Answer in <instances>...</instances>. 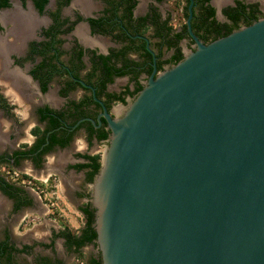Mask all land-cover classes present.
<instances>
[{"label":"water","instance_id":"1","mask_svg":"<svg viewBox=\"0 0 264 264\" xmlns=\"http://www.w3.org/2000/svg\"><path fill=\"white\" fill-rule=\"evenodd\" d=\"M192 4L195 49L101 113V264H264V17L203 43Z\"/></svg>","mask_w":264,"mask_h":264},{"label":"flooded vegetation","instance_id":"2","mask_svg":"<svg viewBox=\"0 0 264 264\" xmlns=\"http://www.w3.org/2000/svg\"><path fill=\"white\" fill-rule=\"evenodd\" d=\"M6 1L7 6H0V184L11 194L6 195L0 187V243L6 242V248L0 249V264H36L42 257L51 262L56 260V264H66V259L56 253V238L52 240V233L63 227L50 231L47 241L34 238L33 242L27 243L13 236V228H17L24 211L40 208L33 180L35 177H43L45 181L51 176L61 177L60 181L69 187L72 198H84L83 204L88 202L93 208L94 225L95 207L91 202L94 180L112 136L101 113L105 110L111 118H120L126 106L146 85L153 67L155 76L172 66L164 64L157 69V62L167 58L174 47L160 46L158 37L153 36L155 28L151 22L144 20L148 28L143 30L139 18L153 10L159 21L167 19L166 25L171 27L169 35L180 31L183 25L187 32V10L184 15L183 7H187L189 0L187 3L179 0L183 2L179 6L183 21L175 26V13H163L159 9L158 4L163 0H134L129 17L124 15L122 18L119 16L124 3L112 15L108 12L114 7L111 0H68L65 4L63 0H46L41 10L36 8L33 0ZM235 1L208 0L214 9V19L231 25L232 21L222 10L234 7ZM237 1L247 10L255 4L260 13L258 19L264 17L259 1ZM192 2L193 7L194 0ZM55 13L62 22L59 26L54 25ZM88 18L101 21L91 25ZM191 19L192 15L190 27ZM196 37L203 43L212 41ZM140 44L150 58L144 55ZM137 45L138 50L134 48ZM175 46L182 52V57L195 49L188 32ZM160 47L163 50L158 56ZM182 47L188 51L183 52ZM122 49L126 50L123 56L119 54ZM111 53H116V57ZM107 56V63L127 70V73L110 72L106 74L109 80H104V73L98 66L103 62L100 57L106 59ZM135 85L141 88L134 95L130 94ZM116 94H120L123 101L115 99ZM10 95L12 98H8ZM23 104L28 107L21 108ZM102 132L106 135L99 138ZM51 133L55 138L52 142ZM77 137L81 140L76 141ZM76 142H79L78 149ZM101 146L103 150L99 151ZM67 150H70L69 159L63 161V155L59 157L58 152ZM95 155L99 167L88 179L90 167L80 165L89 164L88 157ZM10 171L17 172L19 177L8 179ZM77 173H80V179L73 182L68 176ZM19 180L22 183L25 180L27 185L20 184ZM57 238L66 253L72 252L66 249L61 237ZM94 243L90 245L95 251L81 264H87L90 256L99 255L101 260L96 240ZM23 246L26 248L21 249ZM36 247L49 253H41Z\"/></svg>","mask_w":264,"mask_h":264},{"label":"trees","instance_id":"3","mask_svg":"<svg viewBox=\"0 0 264 264\" xmlns=\"http://www.w3.org/2000/svg\"><path fill=\"white\" fill-rule=\"evenodd\" d=\"M34 5L38 10L42 9V5L46 0H33ZM68 0H63V3L65 4ZM125 1V2H124ZM122 0V1H113L111 0L110 3L112 2V6L114 5L113 9L108 10V12H111L112 15H115L118 6L122 3H124V7H122L121 14L119 18L124 17H129V13L131 12V8L133 7L135 1L134 0ZM188 0H186V3ZM8 3L6 0H0V6H7ZM184 10V15H186V5L183 7ZM57 12V11H56ZM223 13H225L232 21L231 25H228L227 23H219L217 22L214 17V9L208 4V0H194V5L192 7V19H191V28L193 32L202 40L207 41V40H213L217 37L225 36L231 31L239 28L240 25H248L255 20L259 18L260 13L258 12L256 5H251L248 7V10L245 9V5L241 4L239 1H235V6L234 7H227L226 9L222 10ZM151 13V14H150ZM150 13H146L143 17H140L139 20H142V29L146 30L148 28V25L145 23L151 22L152 27L155 28V31L153 32V36L158 37L160 46H164L165 49L174 47L172 53L164 59H161L157 62L156 67L157 69H160L164 64H170L174 65L176 62L182 59V52L180 49L175 46L176 42L187 35V32L185 30V27L183 25L182 29L172 35H169L171 27L166 25V21L162 20L159 21L157 13H155L153 10L150 11ZM53 20L56 22L54 25L59 26L62 22L58 19L57 14H53ZM88 22L93 25L96 23H99V20H94L92 18L87 19ZM145 20V22H143ZM103 24V21H102ZM141 49H143V45L140 44ZM138 45L135 46L136 50L140 48ZM163 48L160 47L158 49V56L162 54ZM144 55L150 58V55L143 49ZM126 52L125 49H122L119 51V54L122 55ZM114 58L116 57V53H111ZM123 56V55H122ZM109 57L107 56L106 59L104 57H100V60H103V62L100 63L98 66V69L104 73V80L107 79L109 80V77H106V74H116V75H122L127 73V70L121 69V68H114L113 65L107 63V60ZM108 76V75H107ZM103 80V81H104ZM141 88L140 85H135V88L133 91H131L130 94H135L139 89ZM115 99H118L120 101H123V98L121 97L120 94L115 95ZM54 125V124H52ZM106 135V132H102V134H99V138H103ZM50 141L52 142L55 140L54 134L51 133L50 136ZM65 143V142H64ZM61 143V144H64ZM90 158V163L89 164H82L80 166H85L88 165L90 167V171L88 173V179L92 178V175L95 174L98 170L99 163L97 161L98 156H89ZM0 187L4 191L6 195H9V193L6 188L0 184ZM80 212L84 216V223L81 228H79L76 231H70L67 227H63L61 230L57 232L52 233V240L57 237H61L63 239V244L66 247L68 251H72L78 254L79 257H81L80 249L82 246L86 244L92 243L93 245L94 240H95V230L93 228V208L90 207L89 203H85L80 207ZM8 247V246H7ZM6 248V242L3 241L0 243V249ZM10 248V247H8ZM26 248V246H23L21 249ZM7 258V257H6ZM87 264H101V260L99 255L95 256H90L86 260ZM58 263L56 260L55 262H51L45 257L39 258L36 260V264H56Z\"/></svg>","mask_w":264,"mask_h":264},{"label":"rangeland","instance_id":"4","mask_svg":"<svg viewBox=\"0 0 264 264\" xmlns=\"http://www.w3.org/2000/svg\"><path fill=\"white\" fill-rule=\"evenodd\" d=\"M260 2V7L264 10V0H257ZM183 2L179 0H163L158 4L159 9L163 13L173 12L175 13L176 20L173 21L174 26L178 23H181L183 19L181 18V14L179 11V6ZM183 52L188 51L186 48L182 47ZM8 98H12V95L8 96ZM28 106L23 104L21 108H27ZM80 141V137H77L76 141ZM79 142H76V149L79 148ZM103 147L99 148L100 150ZM69 152L60 151L58 152V156L61 157L63 155V161L69 159ZM58 157V158H59ZM59 164V163H58ZM3 169L2 171H4ZM17 172H11L8 179H16ZM68 176V175H67ZM73 182L76 178L80 179V173H77L72 176H68ZM65 178V176H64ZM21 180V178H20ZM20 184H26V181L20 182ZM61 177L57 179V177L51 176L47 181L43 177H35L34 178V190L39 194L37 197L38 205L40 208L36 207L35 209H29L24 211L22 219L18 220L17 228H13V236L17 238V240H24L27 243L33 242L34 238L47 241V238L50 231L56 230L60 227H67L70 231L78 230L83 223V216L81 212L78 210V207L82 205L84 202V198H72V195H69V187L62 183ZM66 180H69L68 178ZM30 185V184H29ZM79 185V184H78ZM3 215V214H2ZM54 247L56 253L66 259V264H81L89 253L95 251V248L88 244L80 249L79 257L77 253L68 252L66 253L61 241L59 238L54 240ZM36 250L41 253H49L48 250H42L41 248L36 247ZM75 256H78L77 259Z\"/></svg>","mask_w":264,"mask_h":264},{"label":"bare ground","instance_id":"5","mask_svg":"<svg viewBox=\"0 0 264 264\" xmlns=\"http://www.w3.org/2000/svg\"><path fill=\"white\" fill-rule=\"evenodd\" d=\"M117 148H118V145L116 144V146L114 147V150H113L114 152H113L112 162H113L114 157H115V155L117 153ZM100 199H101V197H100ZM98 200H99V194H98Z\"/></svg>","mask_w":264,"mask_h":264}]
</instances>
